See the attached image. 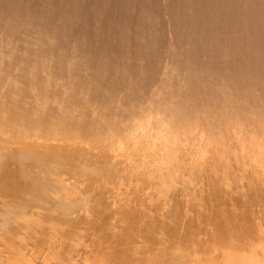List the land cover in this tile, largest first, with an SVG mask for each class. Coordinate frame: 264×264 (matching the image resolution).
I'll return each mask as SVG.
<instances>
[{
    "label": "bare ground",
    "instance_id": "obj_1",
    "mask_svg": "<svg viewBox=\"0 0 264 264\" xmlns=\"http://www.w3.org/2000/svg\"><path fill=\"white\" fill-rule=\"evenodd\" d=\"M17 106L0 107V264H264V124L248 127L235 120L233 129L214 134L207 117V123L191 118L175 127L178 119L171 124L164 110L155 112L162 118L158 123L144 115L113 133L94 125L87 130L78 115L77 124H70L59 116L47 120L53 111ZM180 141L190 147L180 152ZM156 142L168 152L158 154L150 146ZM230 144L234 152L219 147ZM198 146L202 156L191 154ZM239 151L249 156L242 166L245 184L236 181L239 168H232ZM201 157L205 171L189 165L188 159ZM176 178L194 181L203 205L189 189L191 198H181ZM200 206L204 211L196 215Z\"/></svg>",
    "mask_w": 264,
    "mask_h": 264
},
{
    "label": "rangeland",
    "instance_id": "obj_2",
    "mask_svg": "<svg viewBox=\"0 0 264 264\" xmlns=\"http://www.w3.org/2000/svg\"><path fill=\"white\" fill-rule=\"evenodd\" d=\"M0 30L1 108L4 105L26 108L24 105L28 103L48 115L53 111L47 120L59 116L65 122L70 118L67 123L74 124L82 118L87 130L100 127L113 133L126 130L143 118L151 124L158 123L162 118L156 117L155 112L164 110L168 122L172 124L177 119L180 122L175 121L178 122L175 127L184 126L178 125L181 123L187 125L191 118L192 121L200 118L204 123L209 119L208 123L215 124L214 134H223L236 123L248 127H254L257 122L256 126L264 124V120L260 123L264 119V0H0ZM180 143V152L190 147L187 141ZM152 145L158 154L168 152L159 142ZM234 146L219 147L234 152ZM201 148L195 147L191 154L202 156ZM179 155V159L184 156ZM239 155L232 168H239V172L235 171L236 181L245 184L248 173L242 175L243 163L249 156L240 151ZM203 159L201 162L188 159L189 165L205 171L203 163L207 161L202 162ZM184 179L176 178L181 198L188 200L186 197L195 195L193 198L198 200L195 202L200 204V190L194 181L189 183ZM183 182L198 192L193 193ZM180 185L186 189H179ZM200 208L202 211L196 215L204 211L203 206Z\"/></svg>",
    "mask_w": 264,
    "mask_h": 264
}]
</instances>
